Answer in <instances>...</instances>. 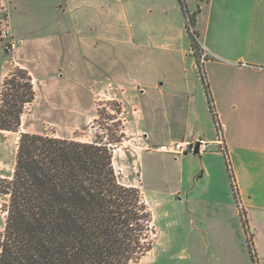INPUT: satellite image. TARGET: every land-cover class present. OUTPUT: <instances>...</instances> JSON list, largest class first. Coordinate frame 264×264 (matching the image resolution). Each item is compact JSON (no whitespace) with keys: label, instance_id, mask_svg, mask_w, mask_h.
Segmentation results:
<instances>
[{"label":"crops","instance_id":"0c3cea01","mask_svg":"<svg viewBox=\"0 0 264 264\" xmlns=\"http://www.w3.org/2000/svg\"><path fill=\"white\" fill-rule=\"evenodd\" d=\"M0 4L8 11L4 0ZM198 4L195 31L210 55L204 65L210 95L224 127L257 261L264 264V0H200ZM47 6L52 15L39 22V27H48L39 35L24 31L29 21L14 24L8 11L14 42L9 49L11 64L30 72L35 90L42 79L53 96L77 108L71 119L57 123L90 124L97 117L95 96L114 90L113 99L123 105L127 137L143 149L137 158L140 173L145 161L153 180L167 189L169 201L185 204L192 219L198 218L197 211L201 213L205 222L198 232L215 253L211 264H254L241 219L236 229L229 224L240 213L230 198L224 157L188 152L175 158L148 150L175 141L217 139L209 96L191 45L187 48L186 31L159 36L143 22L154 8L143 5L134 11L130 0H50ZM161 49L177 57V66L161 72L151 63ZM66 90L75 93L73 99L64 94ZM199 186L202 192L196 194Z\"/></svg>","mask_w":264,"mask_h":264},{"label":"trees","instance_id":"16d2710c","mask_svg":"<svg viewBox=\"0 0 264 264\" xmlns=\"http://www.w3.org/2000/svg\"><path fill=\"white\" fill-rule=\"evenodd\" d=\"M180 3L185 10L184 1ZM199 13L200 8L188 16L193 28ZM189 35L215 120L209 84L199 67V35ZM36 98L30 72L14 65L2 83L0 131L17 133ZM124 138L121 133L112 134L110 141L101 136L82 141L53 132L21 133L13 174L0 180V193L8 198L0 264H131L152 250L156 232L144 194L140 187L124 184L114 166V145ZM224 159L238 204L236 178L230 159ZM240 219L252 262L258 264L245 212Z\"/></svg>","mask_w":264,"mask_h":264},{"label":"rangeland","instance_id":"374dc122","mask_svg":"<svg viewBox=\"0 0 264 264\" xmlns=\"http://www.w3.org/2000/svg\"><path fill=\"white\" fill-rule=\"evenodd\" d=\"M7 3V9L11 17V21L16 24L24 25V21H29L30 25L24 29L27 33L42 34L46 28L39 27L40 21H47L51 18L52 12L47 6L50 0H4ZM133 1V2H131ZM185 10L192 15L197 9L200 0H183ZM32 2V3H31ZM47 2V4H46ZM132 9L137 10L138 6L154 8L152 14H146L144 24L150 29H155L158 35L164 37L166 35L180 36L181 32L186 31L187 48L191 45L189 33L195 31V27L189 25L188 16L185 15L181 6L180 0H130ZM37 4V5H36ZM0 93L2 89L3 76L7 69H12V53L9 49L13 45L9 29L8 11L4 10L0 4ZM129 6V4H128ZM199 6V4H198ZM194 9V12H192ZM143 12V8L139 10ZM7 14V16H5ZM134 20L136 15L133 14ZM136 22V21H135ZM186 26L190 29L188 31ZM9 31L6 37L4 32ZM22 32V31H20ZM17 41L19 39H16ZM200 44V42H199ZM201 46V44H200ZM154 58L155 67L161 72L177 66V57L173 56L169 50L161 49ZM189 62L193 65L194 59L188 57ZM34 61V60H32ZM29 61V65L34 69V74L38 78L40 71L35 67V63ZM196 69L197 66H196ZM9 70V71H10ZM37 84V98L30 105L21 118V126L17 133L1 132L0 131V180L10 179L15 166V158L17 151V143L21 133H42L53 132L58 136H71L82 141L94 140L96 136H101L104 141H110L112 134L119 137L124 133L125 138L122 143L114 145V165L120 180L126 185H135L143 190L148 206L152 212L154 219V227L156 232V241L152 250L145 255L140 261L131 264H201L206 261L209 264L214 263L213 255L215 253L207 248V244L202 241L205 238L202 233L198 232L202 228L201 213L197 211L198 218L188 217L185 204L175 202L167 197V189L160 186V182H155L152 178V173L148 164L141 162L140 169L137 164L139 153L142 148L135 141H131L127 137L126 124L123 115V105L115 98L114 90L98 93L96 97V119L92 120L88 125L69 124L62 125L57 122H62L71 119L72 112L77 110L73 106L63 104L62 100H58L49 87H47L42 79H39ZM88 93V92H86ZM67 94L72 99L74 92L66 90ZM90 94V93H88ZM87 108L89 104H86ZM84 109V110H87ZM101 111V115L98 113ZM116 120H112V118ZM60 120V121H59ZM66 123V122H65ZM118 124V126H117ZM203 189L201 186L195 190L196 194H200ZM230 198L234 201L236 210L238 209L236 200L233 196L230 186ZM8 204V198L0 193V231H3L5 225V207ZM191 205H187V207ZM201 210V204L197 205ZM199 210V211H200ZM239 211V210H238ZM187 213V214H186ZM232 216L229 219L230 226L236 229V225L240 223L239 214ZM240 227L242 228L241 224ZM240 228V229H241ZM247 237V236H246ZM197 241L198 243H196Z\"/></svg>","mask_w":264,"mask_h":264},{"label":"built area","instance_id":"2783aa9c","mask_svg":"<svg viewBox=\"0 0 264 264\" xmlns=\"http://www.w3.org/2000/svg\"><path fill=\"white\" fill-rule=\"evenodd\" d=\"M8 33L9 31L4 32V37H6ZM200 48H201V56H200L199 67L202 72L201 74L202 77L205 78V80L207 81L206 72L204 70V65L208 60H210V55H209V51L206 50L204 47L200 46ZM214 121L216 125V130H217V139L213 142L207 141L204 139H197V140H191V141H187V140L175 141L169 144H162V145H157V146H152V147L150 146L148 147V150L157 151L160 153L171 155L175 158H179L188 152H195L198 146L199 153H202V154L218 153V154H221L223 157L229 159V156L226 150L225 138H224V127L222 126L218 118L215 119ZM237 207H238L239 213L245 212L240 201L238 202ZM250 240L253 241L252 238Z\"/></svg>","mask_w":264,"mask_h":264},{"label":"water","instance_id":"95a60500","mask_svg":"<svg viewBox=\"0 0 264 264\" xmlns=\"http://www.w3.org/2000/svg\"><path fill=\"white\" fill-rule=\"evenodd\" d=\"M10 48H12V45H10ZM198 152H199V150H198V146H197V148H196L194 153H198Z\"/></svg>","mask_w":264,"mask_h":264}]
</instances>
